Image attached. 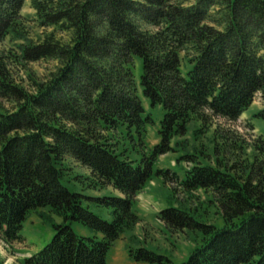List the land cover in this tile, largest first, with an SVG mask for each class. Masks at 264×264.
Here are the masks:
<instances>
[{
    "label": "trees",
    "instance_id": "1",
    "mask_svg": "<svg viewBox=\"0 0 264 264\" xmlns=\"http://www.w3.org/2000/svg\"><path fill=\"white\" fill-rule=\"evenodd\" d=\"M25 2L0 0V238L22 242L38 206L63 220L21 264H110L141 221L138 194L160 173L178 183L177 204L158 213L163 228L196 237L175 264H264V133L247 140L220 121H236L257 95L264 102V0H31L50 29L39 38ZM47 59L57 63L46 77L27 71ZM153 108L163 110L157 126ZM170 152L189 163L183 175L158 165ZM125 247L135 261H171L136 233Z\"/></svg>",
    "mask_w": 264,
    "mask_h": 264
},
{
    "label": "rangeland",
    "instance_id": "2",
    "mask_svg": "<svg viewBox=\"0 0 264 264\" xmlns=\"http://www.w3.org/2000/svg\"><path fill=\"white\" fill-rule=\"evenodd\" d=\"M22 12L26 17L31 36L39 38L44 32L50 30L49 27H41L39 23L33 19L35 9L32 6L31 0H26ZM57 34L62 35L63 32H57ZM63 35L66 36L65 34ZM56 63V61L51 59L31 62L29 63L31 68L27 71L33 70L39 77L44 78L55 68ZM17 75L26 77V71L21 69ZM259 98V95H257L253 104L250 105L236 121L231 122L224 119H220V121L227 125V127L235 128V130L247 140H250L252 134L264 133V116L255 114V111L264 108V102ZM153 110L156 120V124L154 125L157 126L158 121L163 116V110L160 108H153ZM253 126L255 127L253 128ZM153 141H155V139H153ZM177 155L178 152L163 154L158 165L163 168H169L168 174L170 175H172L173 171H177L179 174L183 175V167H187L189 163L182 161L176 164ZM78 168H80V166H78ZM69 177L70 175L68 174L66 176V183L68 186L83 193H89L86 181H81V179L75 177ZM176 183V179L173 181L172 178H169V182H166L161 173L156 174L154 180H151L144 190L138 194L137 209L141 215V221L138 222L133 229L127 230L125 236L120 237L115 242L114 247H112L109 252L110 264H161L160 262L147 263L135 261L128 255L127 250H125V245L127 241L130 240L132 233H136L138 237H141L143 244L170 258L171 261H168L167 264H175L187 258L191 248L196 244V237L193 233L165 230L163 228L164 223L158 218L160 209L171 204H177L178 199H175L173 196V186H175L174 184ZM178 190H180V188H178ZM110 192L116 195L120 194L119 191L112 188H110ZM90 193L97 194L96 192ZM178 195L182 196V193L179 191ZM207 195L208 194L201 191L202 199L207 197ZM84 203L85 205H89L92 210L103 217L108 219L112 218L111 207L90 198L84 200ZM197 203H200V200L192 201L191 205H196ZM200 208L201 210L209 211V214L205 213L204 217L209 219L212 217L215 219L218 218L219 213H215L211 207L209 210V206H207L206 203H200ZM62 220L63 217L55 213L50 205L38 206L32 209L24 220L21 229L24 237L22 242L16 241L9 244L0 238V257L4 260V264H21V260L24 256L40 250L52 238L55 232L54 224ZM73 224L80 233L90 231L89 226L79 221H75ZM85 228L87 230H85ZM136 239L132 241V244L135 246L141 243ZM111 253L112 255H110Z\"/></svg>",
    "mask_w": 264,
    "mask_h": 264
},
{
    "label": "crops",
    "instance_id": "3",
    "mask_svg": "<svg viewBox=\"0 0 264 264\" xmlns=\"http://www.w3.org/2000/svg\"><path fill=\"white\" fill-rule=\"evenodd\" d=\"M115 249H116V248H115ZM115 249H114V250H115ZM114 250H113V251H114ZM111 255H112V254H111Z\"/></svg>",
    "mask_w": 264,
    "mask_h": 264
}]
</instances>
